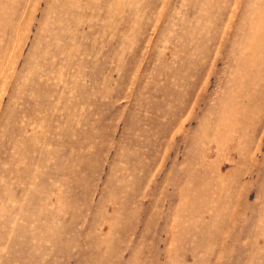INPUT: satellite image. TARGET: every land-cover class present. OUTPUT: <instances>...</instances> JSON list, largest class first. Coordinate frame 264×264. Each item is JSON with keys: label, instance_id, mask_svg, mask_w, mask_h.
Segmentation results:
<instances>
[{"label": "rangeland", "instance_id": "rangeland-1", "mask_svg": "<svg viewBox=\"0 0 264 264\" xmlns=\"http://www.w3.org/2000/svg\"><path fill=\"white\" fill-rule=\"evenodd\" d=\"M0 264H264V0H0Z\"/></svg>", "mask_w": 264, "mask_h": 264}]
</instances>
